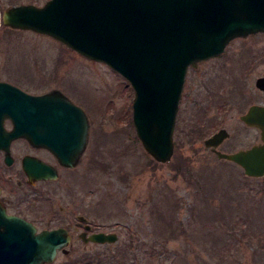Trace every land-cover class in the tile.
<instances>
[{
	"label": "rangeland",
	"instance_id": "obj_1",
	"mask_svg": "<svg viewBox=\"0 0 264 264\" xmlns=\"http://www.w3.org/2000/svg\"><path fill=\"white\" fill-rule=\"evenodd\" d=\"M45 1L0 0V79L33 92L60 87L84 104L91 120L90 169H78L73 183L92 189L95 221L120 229L123 237L133 232L141 248L159 247L150 261L142 253L144 264H264V176L244 175L204 144L220 127L229 132L217 147L223 151L260 140L258 128L240 115L250 104L264 103V90L255 85L264 76V33L232 39L188 72L175 151L170 161L159 162L136 134L134 90L124 76L49 35L2 21L10 5ZM201 125L202 137L188 135ZM177 159L188 171L176 172Z\"/></svg>",
	"mask_w": 264,
	"mask_h": 264
},
{
	"label": "water",
	"instance_id": "obj_2",
	"mask_svg": "<svg viewBox=\"0 0 264 264\" xmlns=\"http://www.w3.org/2000/svg\"><path fill=\"white\" fill-rule=\"evenodd\" d=\"M3 22L50 35L126 77L134 89L136 134L155 160L167 162L174 151L175 118L188 65L196 67L200 60L221 53L235 37L264 31V0H46L43 5L7 7ZM255 85L264 90V76L257 77ZM0 88L5 89L0 91V97L5 96L2 109L13 121L11 138L28 129L33 139L49 147L62 163L73 165L76 160L71 162V151L75 148L76 155L82 153L87 142L89 121L83 110L71 107L75 115L65 121L58 118L63 108L55 105L68 102L64 93L31 94L6 81H0ZM46 111L51 114L43 115ZM25 112L32 115L26 117ZM240 119L260 130L261 142L220 150L217 147L229 136L221 127L204 144L219 158L239 164L245 174L262 176L264 104H251ZM43 122L55 132L40 133ZM63 128L70 130L66 137ZM24 165L30 170L29 158ZM61 233V229L35 232L30 222L6 215L0 208V264H39L53 259L56 248L65 241ZM90 237L103 242L116 235L97 232Z\"/></svg>",
	"mask_w": 264,
	"mask_h": 264
},
{
	"label": "flooded vegetation",
	"instance_id": "obj_3",
	"mask_svg": "<svg viewBox=\"0 0 264 264\" xmlns=\"http://www.w3.org/2000/svg\"><path fill=\"white\" fill-rule=\"evenodd\" d=\"M263 33L264 31L249 33L246 37ZM194 68L188 67L186 78L188 72ZM0 81L13 83L31 94L58 90L68 98V102L55 104L63 108L58 112V118L61 116L66 121L67 117L75 115L70 111L71 107L79 106L89 121L85 147L82 153L77 155L73 148L72 153L70 152L71 162L76 161L72 163L73 165H68L62 163L58 155L49 147L35 141L28 129L22 131L19 136L11 138L9 132L13 128V121L3 110L4 108L2 109L5 103L1 100L5 96L0 97V208L6 215H14L30 222L35 227V232L44 229H61L65 240L61 246L56 248L53 259L41 261L39 264H144L141 260L145 259L141 256L142 253H146V259L150 261L159 247L141 248L139 238L134 236L133 232L128 231V236L123 237L120 229H109L95 221L89 208L92 189L86 186L82 188L84 185L79 182L73 183V174L78 169L83 170V173L90 169L88 144L91 135V120L84 104L75 101L60 87L53 86L43 91L33 92L13 81L4 79ZM3 90L5 89L0 88V91ZM49 114L51 113L48 111L43 115L49 116ZM30 115L32 114L29 112L24 113L26 117ZM58 118L57 121H59ZM56 131L60 132L59 125ZM39 132L46 135L49 132L54 133L55 129L45 123L40 126ZM258 132L260 140L256 143L261 142L260 131ZM62 133L64 137L69 135V128H63ZM26 158L30 159V170L25 168ZM35 161L46 167L35 164ZM97 232L114 233L116 238L103 242L90 239V236Z\"/></svg>",
	"mask_w": 264,
	"mask_h": 264
},
{
	"label": "trees",
	"instance_id": "obj_4",
	"mask_svg": "<svg viewBox=\"0 0 264 264\" xmlns=\"http://www.w3.org/2000/svg\"><path fill=\"white\" fill-rule=\"evenodd\" d=\"M203 131H204V129H203L202 125L200 127L194 126V127L190 128L188 135L195 137V138L202 137ZM176 158H177V156L175 157V159ZM172 165H173V168L176 170L177 173H183L185 171H188V168L182 159H177L176 162Z\"/></svg>",
	"mask_w": 264,
	"mask_h": 264
}]
</instances>
